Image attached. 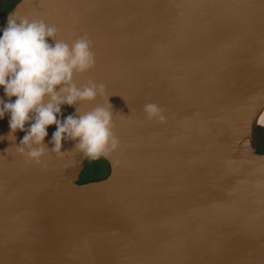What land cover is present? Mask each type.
I'll return each instance as SVG.
<instances>
[{"label": "water", "instance_id": "95a60500", "mask_svg": "<svg viewBox=\"0 0 264 264\" xmlns=\"http://www.w3.org/2000/svg\"><path fill=\"white\" fill-rule=\"evenodd\" d=\"M12 15L91 41L73 82L104 94L59 118L108 107L119 143L107 177L78 184L85 154L48 150L55 125L37 161L0 119V264H264V156L245 151L264 114V0H21Z\"/></svg>", "mask_w": 264, "mask_h": 264}, {"label": "clouds", "instance_id": "9594fccd", "mask_svg": "<svg viewBox=\"0 0 264 264\" xmlns=\"http://www.w3.org/2000/svg\"><path fill=\"white\" fill-rule=\"evenodd\" d=\"M94 63L87 37L69 45L58 40L56 29L43 21L8 17L6 26L0 28V90L8 98H0V119L8 115L12 135L25 132L16 144L19 153L39 161L45 152L43 145L50 144L48 150L60 155L62 142L67 141H73L92 159L104 158L117 149L119 142L111 130L112 111L108 107L97 106L84 114L76 109L78 115L59 118L61 106L92 102L104 94L102 84L89 82L77 87L73 82L75 74L88 71ZM144 112L149 119L163 120L155 104L145 105ZM51 125H55V131L45 144Z\"/></svg>", "mask_w": 264, "mask_h": 264}, {"label": "rangeland", "instance_id": "374dc122", "mask_svg": "<svg viewBox=\"0 0 264 264\" xmlns=\"http://www.w3.org/2000/svg\"><path fill=\"white\" fill-rule=\"evenodd\" d=\"M20 2H21V0H0V28L6 22V20H4L6 18L4 16L6 11L9 10L7 15H10V13H12L13 10H15V8L17 7V5H19ZM261 116H263V117H259V119L257 120V122H255V124L264 122V114ZM255 134H256L257 139L254 140V139L249 138V143L253 147L255 154H262V153H264V131L262 129L258 130L255 128ZM251 135H253V133H251ZM97 165L99 166L100 170H98L99 171L98 173L95 172L96 174H94L95 170H93V168H95ZM82 166L85 168L78 175V180L79 179H85L87 176H89L90 173H91L90 177H95L98 175V178L100 180H103L109 174L108 173L109 172V164L101 156L98 158L92 159V158L85 155L83 157ZM77 183L80 184L82 182L79 181Z\"/></svg>", "mask_w": 264, "mask_h": 264}, {"label": "flooded vegetation", "instance_id": "af4514ba", "mask_svg": "<svg viewBox=\"0 0 264 264\" xmlns=\"http://www.w3.org/2000/svg\"><path fill=\"white\" fill-rule=\"evenodd\" d=\"M8 11H9V10H7L6 13L4 14V16L6 17L4 20H6V19L9 17V15H7V14H8ZM4 16H3V17H4ZM257 126H258V127L260 126L261 128H260V127L258 128ZM255 128L258 129V130H259V129H262V130L264 131V122H263V123H257L256 126H255ZM253 134H254V140H256L257 137H256V134H255V131H254ZM249 144H250V143H249ZM249 144H248V145H249ZM254 144H255V143H254ZM256 144H257V143H256ZM247 149L253 151V155H255L256 158H259V157H263V156H264V153H262V154H255V153H254V149H253V147H252L251 145L248 146ZM243 153H244V152H243ZM244 155H245V153H244ZM93 166H94V165H93ZM95 168H97V170L100 169L98 165H97ZM109 170H110V169H109ZM80 173H81V170H80L79 174H80ZM79 181H80V180H78V178H77L76 182H79Z\"/></svg>", "mask_w": 264, "mask_h": 264}, {"label": "trees", "instance_id": "16d2710c", "mask_svg": "<svg viewBox=\"0 0 264 264\" xmlns=\"http://www.w3.org/2000/svg\"><path fill=\"white\" fill-rule=\"evenodd\" d=\"M93 170H95L94 171V174H96V173H98L99 171L97 170V168H93ZM100 170V169H99ZM96 172V173H95ZM91 176V173L89 174V176H87L85 179H80V181L82 182V183H84L85 181H88V180H96L97 178H98V175L97 176H95V177H90ZM94 176V175H93ZM89 177V178H88Z\"/></svg>", "mask_w": 264, "mask_h": 264}, {"label": "bare ground", "instance_id": "6f19581e", "mask_svg": "<svg viewBox=\"0 0 264 264\" xmlns=\"http://www.w3.org/2000/svg\"><path fill=\"white\" fill-rule=\"evenodd\" d=\"M247 147H248V145L246 144V146H245V151L247 150ZM247 157H248V155H246Z\"/></svg>", "mask_w": 264, "mask_h": 264}]
</instances>
